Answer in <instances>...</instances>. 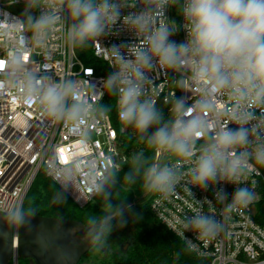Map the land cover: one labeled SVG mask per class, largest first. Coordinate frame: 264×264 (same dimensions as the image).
Segmentation results:
<instances>
[{"label":"clouds","instance_id":"obj_1","mask_svg":"<svg viewBox=\"0 0 264 264\" xmlns=\"http://www.w3.org/2000/svg\"><path fill=\"white\" fill-rule=\"evenodd\" d=\"M23 3L19 16L0 9V36L11 38V51L0 69V89L16 85L22 73L24 83L17 87L24 101L38 104L47 120L69 123L77 130L89 122L90 114L92 123L106 117L111 106L99 101L104 92L111 94L122 124L135 129L147 145L191 164L185 171L180 160L149 163L141 151L133 154L122 178L129 185L139 180L147 192L165 197L175 192L184 177L189 178L191 187L186 184L184 190L199 207L179 221L178 235L190 248L196 245L186 232H193L197 239H213L225 230L227 220V216L217 219L207 214L204 209L212 207L213 201L197 199L193 188L207 191L223 183L234 185L230 201L223 187L214 192L215 201L225 204V212L255 201V191L242 185L246 177L264 168V0H136L134 10L126 14V0ZM173 6L183 16L186 31L179 43L172 37L181 26L167 16ZM57 31H63L65 44L73 49L122 31L133 33L135 40L109 48L114 63L103 81V92L94 99L81 98L77 80L33 73L24 60L26 52L45 49ZM159 69L189 75L199 93L197 106L189 104V97L173 94L167 99L166 117L152 89L153 74ZM225 96L228 104H223ZM56 179L62 191L51 196V203L64 204L71 176ZM120 183L119 169L113 167L87 188L103 202L102 214L90 219L86 228V237L98 250L114 230L128 225L129 217L134 223L143 218L126 199L117 198ZM34 215L35 209L23 202L0 207V219L16 227L27 225Z\"/></svg>","mask_w":264,"mask_h":264},{"label":"built area","instance_id":"obj_2","mask_svg":"<svg viewBox=\"0 0 264 264\" xmlns=\"http://www.w3.org/2000/svg\"><path fill=\"white\" fill-rule=\"evenodd\" d=\"M129 4L127 11L134 10L131 6L136 0H126ZM25 5L23 0H0V9L19 16ZM138 10V9H137ZM38 13V10L36 12ZM167 16L180 25L179 31L172 37L176 42L186 38V31L182 25L183 16L176 10V6L168 9ZM0 19H3L0 16ZM63 31L50 35L45 49L34 48L26 52L24 60L29 61V68L39 75H51L55 78H71L77 80L82 90L81 98L87 95L93 97L103 92V81L107 78L94 67L86 66L77 56L76 49L65 44ZM10 37L0 36V69L11 51ZM134 34L122 31L118 36L100 38L92 44L94 57L101 61L109 70H113V60L109 48L113 44L133 42ZM23 74L17 79V84H9L6 89H0V207L7 204L25 201L36 177L41 170L54 180L60 187L57 177L67 180L71 176L68 196L81 209L96 197L87 188L91 181L113 167L120 170L125 157L120 150V136L127 131V126L118 119L115 125L109 114L95 123L90 119L87 124L75 129L69 123H55L45 118L38 104L27 103L17 85H22ZM152 89L157 95L158 105H170L167 99L173 94L177 97H189V104L196 105L199 93L189 75L159 69L153 74ZM107 92L103 93V101ZM229 98H223V104H228ZM115 107L118 113V109ZM118 115V114H117ZM223 119V117H222ZM227 122V121H225ZM234 127V125H229ZM170 152L155 148L153 163L171 164L180 160L169 158ZM181 167L186 171L191 164L180 160ZM188 177L177 185L170 196L147 192L150 209L155 218L168 230L179 237L187 248L198 258L206 260L208 264H264V168L259 174H253L244 179V185L252 188L256 193L255 201L247 207H238L232 212H225V204L217 203L214 192L217 187H223L231 200L235 186L223 183L210 187L207 191L193 188L197 199L213 201L212 207H205L207 214L217 219L227 216L226 227L213 239H197L193 232H186L188 240L196 245L190 248L185 239L178 235L179 221L192 214L196 201L189 196L184 186ZM191 187L190 184H187ZM225 203H228L227 201Z\"/></svg>","mask_w":264,"mask_h":264},{"label":"trees","instance_id":"obj_3","mask_svg":"<svg viewBox=\"0 0 264 264\" xmlns=\"http://www.w3.org/2000/svg\"><path fill=\"white\" fill-rule=\"evenodd\" d=\"M75 49L77 56L86 66L97 68L106 77L110 74L106 65L94 57L92 44L86 48ZM114 102L115 98L107 93L103 104L111 106V111L108 114L115 125H119ZM158 106L163 109L167 117L169 115L168 106L164 104ZM120 150L125 157V162L119 170L121 183L117 185V198L126 199L128 203L133 205L134 211L142 213L143 218L134 223L129 217L128 225L125 228H117L111 233L104 246L106 250L98 258L99 263L208 264L206 260L200 259L192 253L179 237L155 218L150 209V202L147 200V191L143 189L141 181L138 180L133 185L122 182L124 173L130 167L133 154L142 151L149 158V163H153L155 147L147 145L140 139L135 129L127 126V131L120 136ZM56 191H62V188L49 178L44 170H41L23 204L25 207L35 209V216L78 221L86 227L90 219L102 214L103 202L101 198L95 197L87 207L81 209L68 195L66 203L52 204L51 196ZM127 244H130V247L124 253L122 247ZM95 248L97 247L94 246L92 250ZM89 253L80 264L87 260L86 257ZM18 264H33V262L27 259H19Z\"/></svg>","mask_w":264,"mask_h":264},{"label":"water","instance_id":"obj_4","mask_svg":"<svg viewBox=\"0 0 264 264\" xmlns=\"http://www.w3.org/2000/svg\"><path fill=\"white\" fill-rule=\"evenodd\" d=\"M78 221L33 216L23 227L0 219V264H80L94 248ZM129 244L122 247L125 253Z\"/></svg>","mask_w":264,"mask_h":264},{"label":"rangeland","instance_id":"obj_5","mask_svg":"<svg viewBox=\"0 0 264 264\" xmlns=\"http://www.w3.org/2000/svg\"><path fill=\"white\" fill-rule=\"evenodd\" d=\"M176 10H177V7H176ZM169 158H174L175 159L176 156L171 153ZM147 200H148V197H147ZM129 247H130V244H129ZM129 247H128V249H129ZM105 250H106V247H103L102 249H99V250L97 248H95L94 250L90 251L89 255L86 257L87 260L85 259L86 261L83 262V264H100L99 261H98V258L100 256H102V253Z\"/></svg>","mask_w":264,"mask_h":264}]
</instances>
